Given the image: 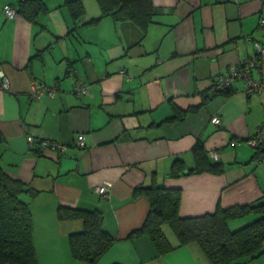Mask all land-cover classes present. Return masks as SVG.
Wrapping results in <instances>:
<instances>
[{
	"label": "crops",
	"instance_id": "crops-1",
	"mask_svg": "<svg viewBox=\"0 0 264 264\" xmlns=\"http://www.w3.org/2000/svg\"><path fill=\"white\" fill-rule=\"evenodd\" d=\"M17 2L0 0V75L9 80V91L0 89L5 136L0 162L37 192L35 198L20 197L32 214L37 264H90L72 259L67 238L83 223L58 220L59 205L102 212V227L116 240L94 264H211L195 243L157 255L147 238L127 239L149 209L132 190L149 186L153 178L181 189V217L264 195V161L255 162L256 149L245 143L264 122V91L248 94L242 80L229 95L208 91L214 73L251 58L254 41L264 46V0H153L160 10L155 22L142 45L127 52L110 18L71 32L75 25L64 0H45L48 12L34 23L18 14L5 17L3 8ZM85 8L80 22L99 15L94 0H85ZM252 77L264 80V61ZM34 79L56 86L53 96L30 97ZM169 101L184 110L204 105L182 121L159 124L171 115ZM213 114L219 115V126L210 122ZM123 130L134 140L107 143ZM27 135L49 142L41 155L27 148ZM78 135L84 137L82 147ZM197 139L205 141L208 152H217L225 172L169 178L175 158L193 165ZM53 141L65 147H51ZM102 185L107 196L97 191ZM255 219H235L229 226L236 229ZM246 264H264V253Z\"/></svg>",
	"mask_w": 264,
	"mask_h": 264
},
{
	"label": "trees",
	"instance_id": "trees-1",
	"mask_svg": "<svg viewBox=\"0 0 264 264\" xmlns=\"http://www.w3.org/2000/svg\"><path fill=\"white\" fill-rule=\"evenodd\" d=\"M94 1L98 6L99 15L80 22L86 12L84 0H64L63 6L75 25L71 32L78 25H96L103 18H110L119 28L121 40L127 45L125 52L133 46L142 45L149 26L155 22L154 17L160 11L154 6L153 0ZM14 8L18 15L33 23L39 15L48 12L45 0H18ZM245 61L246 59L236 66ZM260 66L261 62L259 65L252 66L249 73L251 72L252 75V70ZM70 68L72 63L69 64L68 70ZM209 89L214 91L209 92L211 95L218 93L229 95L233 92L232 89L228 90L229 88L224 91L213 89L211 85ZM206 99L205 97L204 100ZM203 105L204 103L184 110L169 101L171 115L159 124L182 121L186 116L196 113ZM132 140L134 139L130 131L123 130L107 143ZM42 141H34L31 146L26 141L27 148L39 156L44 149L41 145ZM4 142L5 136L0 129V144ZM255 149L257 150L254 157L257 155L259 157L263 148L255 147ZM191 154L192 166H187L182 158H175L167 176L177 179L183 175L202 173L220 175L225 172L226 167L221 161L210 159L204 140H196L191 148ZM22 194L35 198L37 192L20 179L10 176L0 162V264H37L33 240V218L29 204L20 198ZM132 194L133 197H144L149 209L142 225L131 230L127 239L147 238L153 244L157 255H165L190 243L197 244L211 264H246L264 253V195L247 204L225 208L218 206L211 213L181 217L179 206L182 191L179 188L164 187L157 184L156 179L153 178L149 186L134 187ZM248 216H255L256 219L236 229L230 228V221ZM56 218L61 221L81 220L83 223L80 231L69 234L67 238L69 253L75 261L96 263L116 240L103 229V215L99 209L88 210L59 205L56 209ZM164 226L174 234L175 243L166 236L162 229Z\"/></svg>",
	"mask_w": 264,
	"mask_h": 264
},
{
	"label": "built area",
	"instance_id": "built-area-1",
	"mask_svg": "<svg viewBox=\"0 0 264 264\" xmlns=\"http://www.w3.org/2000/svg\"><path fill=\"white\" fill-rule=\"evenodd\" d=\"M3 13L8 17V18H13L14 15H16V11L13 7H11L10 5H6L4 7V11ZM259 44V43H258ZM255 47L257 48L258 51V57L257 58H248L246 59V61L238 66L234 65L232 67H230L225 73H214L211 76V86L217 89L219 88V85H227L231 80L233 79H239L242 78L244 80L247 81L248 84V90L250 92H259V90L264 89V80L258 81L259 83H255L256 81L254 80V78L251 75V72L249 73V69L252 66H256L259 65L260 62L262 61V59H264V46L263 45H255ZM124 70L123 69H119V73L120 74H124L123 73ZM5 80V82H4ZM0 85L3 88H7L8 87V79L4 74L0 75ZM248 92V91H247ZM45 93V91L43 89H41L39 87V85L37 84H33L32 85V91L31 94L33 97L35 98H39L41 95H43ZM214 122H218L219 118L218 117H213L212 119ZM264 132V123L263 125L260 127L259 131H258V135H260L262 137V133ZM254 138V137H253ZM29 143L32 145L33 139L31 136H29L28 138ZM83 136L79 135L78 139H77V144L78 145H83ZM247 143H249L252 146H256L259 143L257 142V140H248ZM29 144V145H30ZM48 143L42 142V145L45 146ZM210 155L214 158H217V153L216 152H211ZM259 160H264V155H262L261 157H259ZM104 190V189H103ZM101 190V191H103Z\"/></svg>",
	"mask_w": 264,
	"mask_h": 264
},
{
	"label": "bare ground",
	"instance_id": "bare-ground-1",
	"mask_svg": "<svg viewBox=\"0 0 264 264\" xmlns=\"http://www.w3.org/2000/svg\"><path fill=\"white\" fill-rule=\"evenodd\" d=\"M227 2H233V1H236V0H226ZM84 4H85V0H84ZM11 6V5H10ZM12 7V6H11ZM14 8V7H13ZM15 9V8H14ZM3 11H4V9H3ZM16 11V10H15ZM16 14H17V12H16ZM16 15H14V17H15ZM250 38H252V37H250ZM253 45H263V44H258V42H257V40L256 41H254V44ZM257 49V48H256ZM258 57V51L257 50H255V54L252 56V58H257ZM262 61H264V59H262ZM262 61H261V63H262ZM238 80H242V81H244L245 82V87H247V91H248V94L249 93H251L249 90H248V84H247V81L246 80H244V79H242V78H239V79H233V80H231L227 85H219V88H220V90L221 91H224V90H226L227 88H229L228 90H234V84H235V82L236 81H238ZM256 82L255 83H259L258 81H261V79H258V80H256V79H254ZM4 82H5V80H4ZM78 82H79V80H77V79H75V85L76 84H78ZM212 83V80H211V78H210V84ZM33 84H36V82H34V81H31V90H30V92H29V94H30V97H33L32 96V94H31V91H32V85ZM39 85V87L41 88V89H43L44 91H45V93L43 94V95H41L40 97H42V96H44V95H52L53 96V90H55V88H56V86L55 87H45V86H43L42 84H38ZM0 88L3 90V91H9V80H8V87L7 88H3L1 85H0ZM75 91L77 90V91H81L80 90V88L78 87V86H75ZM208 91L209 92H211V93H213L214 91L213 90H210V89H208ZM260 91H264V89H262V90H259V92ZM218 94H220V93H218ZM39 97V98H40ZM35 98V97H34ZM218 117L219 118V121L218 122H214L212 119H213V117ZM210 122L212 123V124H214V125H216V126H219L220 124H221V119H220V117H219V115H217V114H213V115H211V117H210ZM264 123V122H263ZM263 123L258 127V129H257V132H256V134L254 135V138H249V139H247V140H245V143L248 141V140H257V142L259 143L258 145H256V146H252V145H250L249 143H246L247 145H249L250 147H261V148H263V152L259 155V157H261L262 155H264V132L262 133V137L260 136V135H258V131H259V129H260V127L263 125ZM29 136H31V135H28L27 136V138L29 137ZM79 136V135H78ZM83 136V135H82ZM32 137V139H33V142L34 141H42L43 139H35L33 136H31ZM77 139H78V137H77ZM27 141H28V139H27ZM29 142V141H28ZM33 142H32V145H33ZM42 142H45V143H48L47 145H49V142L47 141V140H43ZM77 142V141H76ZM83 142H84V137H83ZM30 144V143H29ZM76 144V143H75ZM41 145H42V143H41ZM29 146H31V144L29 145ZM77 146H79V147H82V146H84V143H83V145H78L77 144ZM42 147H44L45 148V146H43L42 145ZM51 147H57L58 149H62V148H64L65 146L64 145H60V144H58L57 142H54L53 141V143L51 144ZM47 148V147H46ZM257 150V149H256ZM211 152H215V151H210V152H208L209 153V156H210V159H212V158H214V157H212L211 155H210V153ZM217 153V152H216ZM218 155V154H217ZM259 157H258V155L256 156V157H254V161L255 162H259ZM215 160H217L218 159V156H217V158H214ZM262 162L264 161V160H261ZM104 189V190H103ZM101 190H103V191H101ZM97 191H98V193L100 194V195H102V196H107V194H108V189H107V187L106 186H100V187H98L97 188ZM78 232V231H77Z\"/></svg>",
	"mask_w": 264,
	"mask_h": 264
},
{
	"label": "rangeland",
	"instance_id": "rangeland-1",
	"mask_svg": "<svg viewBox=\"0 0 264 264\" xmlns=\"http://www.w3.org/2000/svg\"><path fill=\"white\" fill-rule=\"evenodd\" d=\"M111 20V19H110ZM34 82H36V84L38 85V84H42L43 86H45V87H49V85H47V84H45V83H43V82H41V81H39V80H36V79H34L33 80ZM1 89V88H0ZM6 92H8V91H6ZM30 95V94H29ZM230 227L231 228H234V226L232 225V224H230ZM163 231L165 232V234H166V236L168 237V239H176L175 238V236H174V234L170 231V229L168 228V227H166V226H164L163 228ZM233 230V229H232Z\"/></svg>",
	"mask_w": 264,
	"mask_h": 264
}]
</instances>
